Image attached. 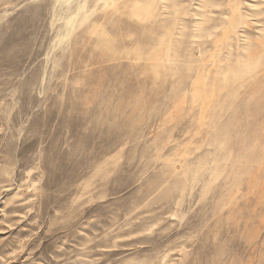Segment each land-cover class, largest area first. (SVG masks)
Listing matches in <instances>:
<instances>
[{"label": "rangeland", "instance_id": "rangeland-1", "mask_svg": "<svg viewBox=\"0 0 264 264\" xmlns=\"http://www.w3.org/2000/svg\"><path fill=\"white\" fill-rule=\"evenodd\" d=\"M0 264H264V0H0Z\"/></svg>", "mask_w": 264, "mask_h": 264}, {"label": "bare ground", "instance_id": "bare-ground-1", "mask_svg": "<svg viewBox=\"0 0 264 264\" xmlns=\"http://www.w3.org/2000/svg\"><path fill=\"white\" fill-rule=\"evenodd\" d=\"M66 1H67V0H66ZM103 1H104V0H103ZM107 1H108V0H107ZM69 2H70V1H69ZM99 2H100V1H99ZM101 2H102V1H101ZM72 5H73V4H72ZM76 5H77V4H76ZM85 5H86V4H85ZM81 6H82V5H81ZM97 6H98V5H97ZM97 6H96V7H97ZM78 7H79V6H78ZM78 7H77V8H78ZM71 8H72V7H71ZM73 9H74V8H73ZM85 9H86V6H85ZM75 10H76V9H75ZM70 11H71V10H70ZM83 13H84V12H83ZM83 15H84V14H83ZM83 15H82V16H83ZM77 16H78V15H77ZM79 16H80V15H79ZM72 18H73V17H72ZM83 18H84V16H83ZM85 18H86V17H85ZM75 19H76V18H75ZM77 20H78V18H77ZM75 21H76V20H75ZM72 22H73V21H72ZM70 23H71V22H70ZM78 23H79V21H78ZM68 24H69V23H68ZM68 24H67V25H68ZM69 26H70V25H69ZM74 26H75V25H74ZM71 27H72V26H71ZM76 27H77V26H76ZM68 29H69V28H68ZM68 29H67V30H68ZM67 30H66V31H67ZM69 30H70V29H69ZM70 31H71V30H70ZM70 31H68V32H70ZM74 33H75V32H74ZM66 34H67V33H66ZM68 35L70 36L71 34H68ZM69 36H68V37H69ZM64 39H65V38H64ZM63 42H64V41H63ZM68 42H69V41H68ZM66 43H67V41H66L64 44H66ZM64 44H62V45H64ZM57 47H58V46H57ZM59 47H60V46H59ZM166 162H167V161H166ZM167 163H168V162H167Z\"/></svg>", "mask_w": 264, "mask_h": 264}]
</instances>
